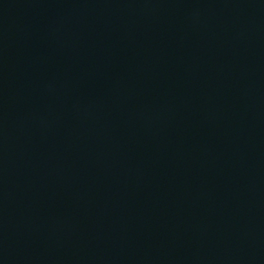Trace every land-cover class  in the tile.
Returning a JSON list of instances; mask_svg holds the SVG:
<instances>
[{"label": "water", "instance_id": "95a60500", "mask_svg": "<svg viewBox=\"0 0 264 264\" xmlns=\"http://www.w3.org/2000/svg\"><path fill=\"white\" fill-rule=\"evenodd\" d=\"M0 264H264V0H0Z\"/></svg>", "mask_w": 264, "mask_h": 264}]
</instances>
